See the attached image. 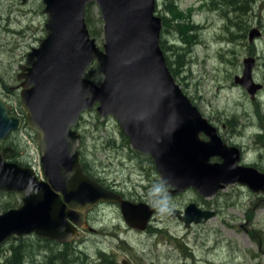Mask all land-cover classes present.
I'll use <instances>...</instances> for the list:
<instances>
[{
    "label": "water",
    "instance_id": "water-1",
    "mask_svg": "<svg viewBox=\"0 0 264 264\" xmlns=\"http://www.w3.org/2000/svg\"><path fill=\"white\" fill-rule=\"evenodd\" d=\"M95 3L102 19L98 44L85 20ZM45 36L26 55L19 91L26 124L35 132L41 175L0 153V191L21 193L17 207L0 212V245L11 236L31 234L70 243L88 227L86 217L99 203L118 204L125 223L143 230L155 209L134 203L84 172L79 158L81 115L95 110L113 117L131 148L148 155L170 192L187 188L203 197L240 184L264 193V172L241 165L240 149L225 143L173 77L160 46L161 18L156 0H43ZM264 7V1L260 4ZM261 31L252 27L249 42ZM100 83L87 76L92 63ZM253 57L243 60L241 84L251 97L261 87L251 77ZM21 119L8 115L0 99V138ZM220 161H212V158ZM186 227L204 223L215 211L189 203L173 210ZM126 264V261H123Z\"/></svg>",
    "mask_w": 264,
    "mask_h": 264
},
{
    "label": "rangeland",
    "instance_id": "rangeland-1",
    "mask_svg": "<svg viewBox=\"0 0 264 264\" xmlns=\"http://www.w3.org/2000/svg\"><path fill=\"white\" fill-rule=\"evenodd\" d=\"M171 1L173 14L168 11ZM263 1L254 0L252 11L242 17L237 8L228 6V0H156V14L162 23L160 44L172 64L176 82L201 114L220 127L222 140L239 145L246 163L261 170L264 118L259 116L264 113V94L260 95L259 110L234 78L241 77L244 58L253 57L251 77L264 85V7H259ZM43 8V0H0V96L7 100L9 87L20 83L17 74L22 73L20 66L25 63L26 54L46 34ZM244 21L248 26L246 37L242 38L239 28ZM252 27L261 34L249 42L247 35ZM96 40L101 44L102 36ZM90 72V78L100 83L97 64L90 67ZM11 103H16L14 95ZM75 130L81 136L79 151L91 176L124 198L155 209L148 227L141 231L125 223L118 204L105 202L96 206L88 216L92 230H81L68 243L79 262L264 264V199L255 198L248 187L226 185L211 198L192 188L170 192L149 156L135 154L130 144H125L113 117L87 111ZM10 140L16 150L12 157L41 174L35 132L23 125ZM18 202L13 196L0 195V210ZM189 203L213 210L215 216L186 227L172 210L182 213ZM8 241L0 247V258L8 252L3 251ZM33 259L37 264L42 256Z\"/></svg>",
    "mask_w": 264,
    "mask_h": 264
},
{
    "label": "trees",
    "instance_id": "trees-1",
    "mask_svg": "<svg viewBox=\"0 0 264 264\" xmlns=\"http://www.w3.org/2000/svg\"><path fill=\"white\" fill-rule=\"evenodd\" d=\"M228 0V6H232L237 8L238 11H240V14L242 17L246 14H248L250 11H252L253 2L254 0ZM233 2V3H232ZM170 7L168 6V11L173 14L174 12V1L170 2ZM96 9L95 3H88L85 8V20L88 25V28L90 30V34L95 37L96 39L100 38L102 36V20L99 14V11H94ZM248 25L244 24L241 25L239 28L240 36L242 38L246 37L247 34V27ZM185 42V40H183ZM189 43V42H187ZM161 49L164 53V46H162V43L160 44ZM165 55V53H164ZM166 63L168 65V68L174 73V69L172 68V64L168 62L166 56ZM88 77L91 76L90 68L87 72ZM174 75V74H173ZM175 77V76H174ZM93 78V77H92ZM124 136L125 144L128 145L127 137L122 133ZM135 154H139L136 151ZM80 162L83 166L84 172H87L86 164L83 158L80 154ZM89 174V173H88ZM10 207L9 205L3 208L4 210ZM35 238V240L31 239ZM34 246H33V244ZM39 243L38 245H35V243ZM7 243V242H6ZM8 246L3 251L7 253L3 254L0 259V264H26V263H32L34 264L35 259H33V256H42V259H40L39 263L37 264H82L79 262V256L76 257L75 251H72L70 244H58L55 241H51L49 239L43 238V237H37V236H28V237H13L10 238L8 241ZM3 246V245H2ZM1 247V246H0ZM39 248V249H38ZM37 250H42V253H40ZM1 251V249H0ZM45 254V255H43ZM44 257V258H43Z\"/></svg>",
    "mask_w": 264,
    "mask_h": 264
},
{
    "label": "flooded vegetation",
    "instance_id": "flooded-vegetation-1",
    "mask_svg": "<svg viewBox=\"0 0 264 264\" xmlns=\"http://www.w3.org/2000/svg\"><path fill=\"white\" fill-rule=\"evenodd\" d=\"M25 60H26V57H25ZM21 67V66H20ZM19 72H18V74H17V77L19 76ZM18 79V78H17ZM19 81H20V83L19 84H17V85H15V86H11V87H9V89L10 90H8V91H6V96H7V98L9 99V100H7L5 97H2V96H0V99L5 103V106H6V109H7V114L8 115H14V116H18V117H20V119H21V122H20V125H19V127L18 128H11L8 132H7V134L4 136V137H2V138H0V153H3V151L4 150H7V149H10V150H12V153H8L6 156H5V158H6V160H8V161H13V162H16V163H18V164H20V165H22V166H26V167H31V166H29V164H26V163H24V162H19L17 159H14L13 157H12V155H14L15 154V152H16V150H15V148L13 147V145H12V141L10 140V138L12 137V135H13V133L14 132H16V131H20L21 129H22V126L23 125H25V128L26 127H28L27 126V124H26V118H27V111L24 109V107L22 106V104H21V102L17 99L18 97L20 98V96H19V91H20V87H21V82H22V80L23 79H18ZM263 82H260V83H258V84H262ZM14 90H15V94H14ZM261 94H264V85H261V87L255 92V94H254V97H251V99H252V101H253V103H254V105L260 110V100H261V98H260V95ZM12 95H14V99H15V105H13V103H11V100H12ZM17 97V98H16ZM259 117H263L264 118V113H263V116H259ZM210 120V119H209ZM209 122H211L213 125L215 124V123H213L211 120L209 121ZM215 126V125H214ZM216 128H217V130H218V134H221V129H220V127H218L217 125H216ZM222 128H226V125H222ZM227 142H229V141H227ZM233 144V143H232ZM230 145V144H229ZM233 145H235V146H237L239 149H240V159H239V161H238V163L239 164H241V165H247L248 163H246V161H245V158L243 157V150H242V148L239 146V145H237V144H233ZM138 153V152H137ZM140 154V153H139ZM142 155V154H141ZM145 156H147V155H145ZM148 157V156H147ZM150 158V157H149ZM151 159V158H150ZM212 159H220V158H212ZM211 159V160H212ZM153 162V161H152ZM249 165V164H248ZM33 168V167H32ZM258 170H260V171H263L264 172V170H261V169H258ZM97 181H99L98 179H96ZM102 185H104L106 188H108V189H112V190H114L115 191V189L114 188H111V186H107V185H105V184H103V182H101V181H99ZM188 189V188H187ZM186 190V189H185ZM117 192V191H116ZM251 192H253V191H251ZM254 193V195H256L255 196V198H257V199H259L260 201L262 200V198L264 199V193H262V192H260V193H255V192H253ZM0 195H9V196H13L16 200H18L19 199V202H18V204H10L9 206L10 207H8V208H12V207H17V206H19L20 205V202H21V193H19V192H9V191H0ZM211 198V197H210ZM102 204V203H101ZM98 205H100V204H98ZM98 205H96V206H98ZM95 206V207H96ZM94 207V208H95ZM7 208V209H8ZM93 208V209H94ZM7 209H5V210H7ZM93 209L88 213V215H87V217H86V220H87V225H88V227L86 228V229H88V230H92V228L89 226V221H88V216H89V214L93 211ZM4 209H2V210H0L1 212L2 211H5ZM174 210V209H173ZM172 210V211H173ZM86 229H83V230H86ZM82 230V231H83ZM81 231V230H80ZM28 236H32V235H28ZM28 236H19V237H28ZM13 237H17V236H11L10 238H13ZM10 238H8L7 240H6V242L10 239ZM122 264H124L123 262H122Z\"/></svg>",
    "mask_w": 264,
    "mask_h": 264
},
{
    "label": "bare ground",
    "instance_id": "bare-ground-1",
    "mask_svg": "<svg viewBox=\"0 0 264 264\" xmlns=\"http://www.w3.org/2000/svg\"><path fill=\"white\" fill-rule=\"evenodd\" d=\"M244 114V113H243ZM221 206V205H220ZM132 227V226H131ZM148 227V225L145 227V229ZM145 229H143V230H145ZM140 230V229H139ZM143 230H141V231H143Z\"/></svg>",
    "mask_w": 264,
    "mask_h": 264
}]
</instances>
